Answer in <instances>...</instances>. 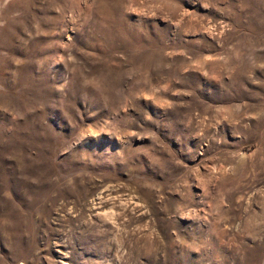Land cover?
Wrapping results in <instances>:
<instances>
[{
  "label": "rangeland",
  "instance_id": "1",
  "mask_svg": "<svg viewBox=\"0 0 264 264\" xmlns=\"http://www.w3.org/2000/svg\"><path fill=\"white\" fill-rule=\"evenodd\" d=\"M0 264H264V0H0Z\"/></svg>",
  "mask_w": 264,
  "mask_h": 264
}]
</instances>
